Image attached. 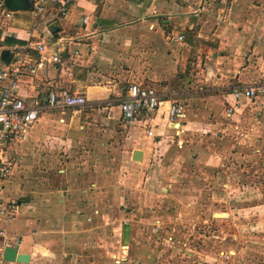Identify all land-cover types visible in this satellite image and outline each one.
Returning a JSON list of instances; mask_svg holds the SVG:
<instances>
[{"label":"crops","instance_id":"crops-1","mask_svg":"<svg viewBox=\"0 0 264 264\" xmlns=\"http://www.w3.org/2000/svg\"><path fill=\"white\" fill-rule=\"evenodd\" d=\"M9 11L0 68L23 63L14 94L41 114L6 150L1 198L16 207L0 213V264H148L154 252L159 264L168 250L182 264H264V98L231 93L264 81V0H77L63 22L30 13L29 27ZM132 83L163 104L127 126L117 100ZM62 90L86 105L49 109ZM173 100L184 114L172 125ZM160 229L171 243L159 249ZM7 246L29 261L3 260Z\"/></svg>","mask_w":264,"mask_h":264},{"label":"built area","instance_id":"built-area-1","mask_svg":"<svg viewBox=\"0 0 264 264\" xmlns=\"http://www.w3.org/2000/svg\"><path fill=\"white\" fill-rule=\"evenodd\" d=\"M77 0H30V12L35 18L52 12L55 22H63L67 17L69 8ZM99 3L101 0H92ZM0 8L6 17H10L11 12L6 9L4 0H0ZM181 38V37H179ZM43 44H38L37 49L43 50ZM54 62L58 57L52 58ZM23 63L19 62L16 66L0 68V213L10 211L16 207L14 201L7 204L3 203L1 198L2 185L12 172L11 163L6 157V150L10 143L17 140H24L32 124H34L40 114L41 108L37 105H27L24 100L14 94L17 86L20 68ZM233 98L238 101L240 98L253 99L256 97L264 98V81L255 85L234 88L232 90ZM87 103L86 97L81 93H70L62 90L59 93L50 92L48 95L47 106L49 109H65L83 107ZM123 122L127 125H133L135 121L146 122L150 117L143 120L145 116H151L158 112L162 107L163 99L151 87L141 86L132 83L128 86L125 95L117 100ZM230 112V111H229ZM184 114V104L178 100L168 103L165 110L167 122L179 121ZM150 119L148 120V122ZM151 126L147 124L145 131L148 136L152 135Z\"/></svg>","mask_w":264,"mask_h":264},{"label":"rangeland","instance_id":"rangeland-1","mask_svg":"<svg viewBox=\"0 0 264 264\" xmlns=\"http://www.w3.org/2000/svg\"><path fill=\"white\" fill-rule=\"evenodd\" d=\"M73 5V4H72ZM30 11L29 10H26V11H24V12H16V14H15V17H14V19L15 20H17V18L19 17V15H24V17H25V23H23V24H21V25H18V26H20V27H29L30 25H31V23H32V21H33V18H32V15H30ZM20 18V17H19ZM150 192L151 191H153V194L152 195H154L153 197H154V202L156 203H154V205H152L151 207L152 208H156V209H152V210H149L148 211V214H152V215H155L156 213H159V211H160V208L159 207H157V206H159V203H160V201H161V199L163 198V197H161V192H160V190H155V189H151L150 188V190H149ZM157 202H158V204H157ZM164 210L163 211H165L166 213H172L171 212V210L170 209H167L166 210V208H163ZM182 210V212H184L185 211V213H187L188 212V209L185 207V209L184 208H181ZM160 212H162V211H160ZM216 217H218V216H216ZM138 221V220H137ZM225 223L226 222H223L222 223V225H225ZM228 223V222H227ZM226 226V225H225ZM195 227H196V230H198V231H203V229H204V225H203V222H201V224L200 225H197L196 223H195ZM151 228V227H150ZM206 228V227H205ZM232 229H234V227L233 226H231L230 224L228 225V226H226V230L228 231H232ZM151 230V229H150ZM219 230V226L216 224V223H212V228H211V232L209 233L212 237H211V240L213 241V243H215V241L214 240H216V241H218L219 242V240L220 239H218V238H215V237H213V236H216V235H219L220 234V231H218ZM225 230V231H226ZM239 230H243V233H246L247 232V229H246V226H241L240 227V229ZM160 231H162V229H160L159 230V235H158V237L156 236V237H154V238H151V241L154 243V245L155 246H157V248L159 247V249L162 247V246H168V244L166 243V240H167V242L168 243H171L170 241L171 240H169V239H167L166 238V240H165V243H164V245H162V243H161V234H160ZM205 231H208L207 229L205 230ZM228 231V232H229ZM234 231H236V230H234ZM230 233V232H229ZM202 235H203V232L201 233ZM223 236V235H222ZM228 239H230L229 237H227ZM241 239V238H240ZM250 243V242H249ZM181 256V255H180ZM163 260H162V262H160L159 264H182V263H180V261L181 260H179L178 258H177V256L175 257V255H174V253H172L170 250H168L166 253L164 252V254H163V258H162ZM154 262V263H153ZM156 262V259H155V252L154 253H149L148 254V258H147V263L148 264H157V263H155ZM182 262V261H181Z\"/></svg>","mask_w":264,"mask_h":264},{"label":"water","instance_id":"water-1","mask_svg":"<svg viewBox=\"0 0 264 264\" xmlns=\"http://www.w3.org/2000/svg\"><path fill=\"white\" fill-rule=\"evenodd\" d=\"M4 5L8 10L11 11H26L30 9V0H4ZM55 30L54 28H52ZM10 58L9 50L0 51V59L3 62H8ZM178 121L171 122L170 124H177ZM141 151L133 150L132 160L140 161L141 160ZM2 258L5 261H17V262H28L29 256L27 254L17 253L16 247L7 246L3 250Z\"/></svg>","mask_w":264,"mask_h":264},{"label":"bare ground","instance_id":"bare-ground-1","mask_svg":"<svg viewBox=\"0 0 264 264\" xmlns=\"http://www.w3.org/2000/svg\"><path fill=\"white\" fill-rule=\"evenodd\" d=\"M179 128V127H178ZM219 217V216H218Z\"/></svg>","mask_w":264,"mask_h":264}]
</instances>
